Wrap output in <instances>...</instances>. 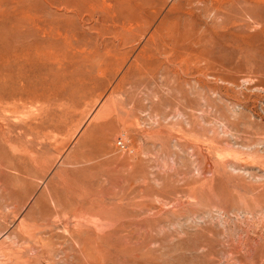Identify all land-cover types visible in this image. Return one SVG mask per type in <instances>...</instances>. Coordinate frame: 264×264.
Instances as JSON below:
<instances>
[{
  "label": "rangeland",
  "instance_id": "374dc122",
  "mask_svg": "<svg viewBox=\"0 0 264 264\" xmlns=\"http://www.w3.org/2000/svg\"><path fill=\"white\" fill-rule=\"evenodd\" d=\"M0 264H264V0H0Z\"/></svg>",
  "mask_w": 264,
  "mask_h": 264
},
{
  "label": "built area",
  "instance_id": "2783aa9c",
  "mask_svg": "<svg viewBox=\"0 0 264 264\" xmlns=\"http://www.w3.org/2000/svg\"><path fill=\"white\" fill-rule=\"evenodd\" d=\"M116 148L120 151H124L126 149L125 145L121 140L116 142Z\"/></svg>",
  "mask_w": 264,
  "mask_h": 264
}]
</instances>
